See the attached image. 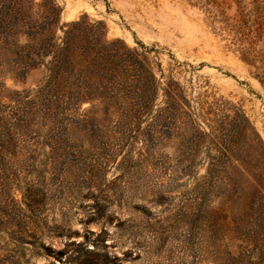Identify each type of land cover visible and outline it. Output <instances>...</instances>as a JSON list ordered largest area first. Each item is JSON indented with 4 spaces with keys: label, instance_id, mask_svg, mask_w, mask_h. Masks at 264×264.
Returning <instances> with one entry per match:
<instances>
[{
    "label": "rangeland",
    "instance_id": "rangeland-1",
    "mask_svg": "<svg viewBox=\"0 0 264 264\" xmlns=\"http://www.w3.org/2000/svg\"><path fill=\"white\" fill-rule=\"evenodd\" d=\"M55 1L59 26L87 16L153 48L158 92L149 115L129 111L133 93L49 103L0 44L20 206L0 196V264H79L84 247L90 264H264V180L233 123L240 109L264 144V0Z\"/></svg>",
    "mask_w": 264,
    "mask_h": 264
},
{
    "label": "trees",
    "instance_id": "trees-1",
    "mask_svg": "<svg viewBox=\"0 0 264 264\" xmlns=\"http://www.w3.org/2000/svg\"><path fill=\"white\" fill-rule=\"evenodd\" d=\"M34 7V0H0V44L7 47L8 72L25 81L32 71H40L35 97L49 103L64 99L77 104L100 101L109 109L133 93L141 101L129 111L142 115L152 112L158 92L149 58L153 48L144 44L131 48L120 38L109 39L104 21L87 16L59 26L60 9L55 0H42L36 13ZM21 37L26 39L23 45L19 44ZM242 52V59L248 62L247 51ZM170 98L177 101L178 96ZM6 111L0 102V196L5 206L19 208L11 195L19 176L9 172L6 159L13 145ZM233 123L251 145L255 167L264 180V144L260 135L240 109L235 110ZM35 195L33 188H27L24 197L32 201ZM83 250L86 256L77 257L79 264H90V249Z\"/></svg>",
    "mask_w": 264,
    "mask_h": 264
}]
</instances>
